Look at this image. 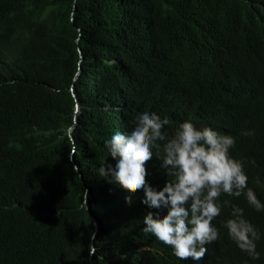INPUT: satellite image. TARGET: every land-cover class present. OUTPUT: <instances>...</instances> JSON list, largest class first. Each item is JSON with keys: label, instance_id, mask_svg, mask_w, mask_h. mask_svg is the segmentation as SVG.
Here are the masks:
<instances>
[{"label": "trees", "instance_id": "1", "mask_svg": "<svg viewBox=\"0 0 264 264\" xmlns=\"http://www.w3.org/2000/svg\"><path fill=\"white\" fill-rule=\"evenodd\" d=\"M128 1L0 0V264H264V210L243 193L220 194L218 239L181 260L141 230L166 210L96 171L105 139L148 107L169 135L184 120L231 134L264 202V0ZM145 167L162 187L160 161ZM233 204L261 233L259 259L222 227Z\"/></svg>", "mask_w": 264, "mask_h": 264}, {"label": "clouds", "instance_id": "2", "mask_svg": "<svg viewBox=\"0 0 264 264\" xmlns=\"http://www.w3.org/2000/svg\"><path fill=\"white\" fill-rule=\"evenodd\" d=\"M131 119L129 127L105 139L107 157H112V161L104 159L96 171L102 177L111 175L130 189H142V203L166 210L163 215L159 211L146 212L141 230L171 246L175 256L199 260L207 251L205 245L218 239L219 231L212 221L221 211V193H243L256 211L264 210V202L247 187L242 160L230 153L235 143L231 134L184 120L177 122L169 135L165 126L173 122L148 107L137 111ZM153 156L168 177L159 189L146 180L149 173L145 162ZM128 195L124 193L126 199ZM222 227L242 252L252 259L260 258L257 241L261 233L244 218L242 208L233 204Z\"/></svg>", "mask_w": 264, "mask_h": 264}, {"label": "rangeland", "instance_id": "3", "mask_svg": "<svg viewBox=\"0 0 264 264\" xmlns=\"http://www.w3.org/2000/svg\"><path fill=\"white\" fill-rule=\"evenodd\" d=\"M73 95L74 94H72V97H73ZM84 206H85V208L88 210V212L90 213V216H91V218L93 219V217H92V212H91V208H90V205H89V203H88V200H86V198H85V200H84ZM90 209V210H89ZM94 220V219H93ZM95 227H96V230H98V228H99V222H97V221H95ZM93 248H94V245H93Z\"/></svg>", "mask_w": 264, "mask_h": 264}, {"label": "bare ground", "instance_id": "4", "mask_svg": "<svg viewBox=\"0 0 264 264\" xmlns=\"http://www.w3.org/2000/svg\"><path fill=\"white\" fill-rule=\"evenodd\" d=\"M95 1V0H94ZM130 1V0H129ZM128 1V2H129ZM136 2V1H135ZM85 3V2H84ZM153 3V2H152ZM65 4V3H64ZM148 4V3H147ZM134 8V7H133ZM141 8V7H140ZM148 8H150V7H148ZM127 9V8H126ZM157 9V8H156ZM133 10V9H132ZM135 10V9H134ZM131 11V10H130ZM155 13V12H154ZM149 14H150V12H149ZM152 14V13H151ZM132 16V15H131ZM138 16V15H137ZM152 16V15H151ZM145 17V16H144ZM144 19V18H143ZM150 19H152V18H150ZM139 20V19H138ZM149 20V19H148ZM143 21V20H142ZM145 21V20H144ZM156 21V20H155ZM135 22V21H134ZM159 23V22H158ZM144 24V23H143ZM171 24V23H170ZM134 25H137V24H134ZM140 27V26H139ZM175 27V26H174ZM138 28V27H137ZM155 28V27H154ZM171 28V27H170ZM178 29V28H177ZM169 30V29H168ZM129 31V30H128ZM170 31V30H169ZM179 31H180V29H179ZM154 32V31H153ZM156 32V31H155ZM158 32V31H157ZM158 34V33H157ZM163 34V33H162ZM166 34V33H165ZM182 34V33H181ZM167 35V34H166ZM158 36V35H157ZM162 37V36H161ZM181 37V36H180ZM39 38V37H38ZM159 38V37H158ZM164 38V37H163ZM184 42V41H183ZM174 43V42H173ZM176 44V43H175ZM185 43H183V45H184ZM173 45V44H172ZM172 54V53H171ZM177 57V56H176ZM173 58V57H172ZM160 61V60H159ZM164 61V60H163ZM159 63V62H158ZM167 64V63H166ZM166 66V65H165ZM175 66V65H174ZM177 66V65H176ZM178 67V66H177ZM36 199V198H35Z\"/></svg>", "mask_w": 264, "mask_h": 264}, {"label": "water", "instance_id": "5", "mask_svg": "<svg viewBox=\"0 0 264 264\" xmlns=\"http://www.w3.org/2000/svg\"><path fill=\"white\" fill-rule=\"evenodd\" d=\"M74 10H75V5L73 6V12H74ZM73 98L75 99V96L73 95ZM78 109H79V106H77V108H76V110H75V113H78ZM75 121H76V116H74V123H75ZM71 131H72V128L71 129H69L68 130V135H69V137H71ZM76 168V167H75ZM90 210V209H89ZM94 249V252L96 251V249L95 248H93ZM94 252H92V253H94Z\"/></svg>", "mask_w": 264, "mask_h": 264}]
</instances>
